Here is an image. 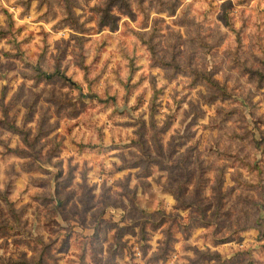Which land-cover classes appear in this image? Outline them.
Returning <instances> with one entry per match:
<instances>
[{
	"label": "rangeland",
	"instance_id": "rangeland-1",
	"mask_svg": "<svg viewBox=\"0 0 264 264\" xmlns=\"http://www.w3.org/2000/svg\"><path fill=\"white\" fill-rule=\"evenodd\" d=\"M0 264H264V0H0Z\"/></svg>",
	"mask_w": 264,
	"mask_h": 264
},
{
	"label": "trees",
	"instance_id": "trees-1",
	"mask_svg": "<svg viewBox=\"0 0 264 264\" xmlns=\"http://www.w3.org/2000/svg\"><path fill=\"white\" fill-rule=\"evenodd\" d=\"M51 76H53V75H51Z\"/></svg>",
	"mask_w": 264,
	"mask_h": 264
}]
</instances>
